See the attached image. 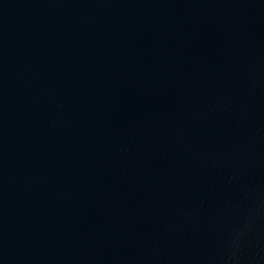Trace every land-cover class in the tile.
I'll list each match as a JSON object with an SVG mask.
<instances>
[{
    "label": "water",
    "instance_id": "95a60500",
    "mask_svg": "<svg viewBox=\"0 0 264 264\" xmlns=\"http://www.w3.org/2000/svg\"><path fill=\"white\" fill-rule=\"evenodd\" d=\"M0 264H264V0H0Z\"/></svg>",
    "mask_w": 264,
    "mask_h": 264
}]
</instances>
